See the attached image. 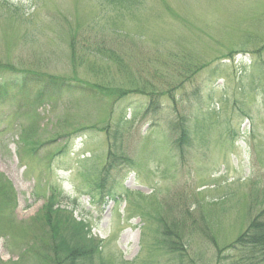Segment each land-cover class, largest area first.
I'll return each mask as SVG.
<instances>
[{"label":"rangeland","instance_id":"1","mask_svg":"<svg viewBox=\"0 0 264 264\" xmlns=\"http://www.w3.org/2000/svg\"><path fill=\"white\" fill-rule=\"evenodd\" d=\"M112 2L0 0V264H264V0Z\"/></svg>","mask_w":264,"mask_h":264},{"label":"trees","instance_id":"2","mask_svg":"<svg viewBox=\"0 0 264 264\" xmlns=\"http://www.w3.org/2000/svg\"><path fill=\"white\" fill-rule=\"evenodd\" d=\"M109 1L110 2L114 1L112 2L114 4H124L130 0H109ZM57 88L59 90L60 87ZM176 130H177V138L173 146L175 149H177L182 144L190 142L188 141L190 138L186 127L180 128L179 126H177ZM124 162H126L125 165L128 166L132 165L130 161L128 162L127 160H124ZM109 166H111V164ZM52 210L53 208L50 205L48 207V211L50 212ZM79 222L83 223L84 221H82L81 219L76 220L74 218V225H71V227L69 225L65 227L68 230H70V239L66 240L62 236V238L59 240L60 257H57V261H58L57 264H92L93 261H91L90 256H88L86 252H88V250H93L96 255L99 254V250L94 249L90 244H88V243L92 244V237L88 232H86L85 225L77 224ZM77 226H79L80 229ZM233 249H249L248 251L252 255L262 253L264 251V221L261 220L258 222L256 221L251 223L248 230L237 240ZM173 253L177 256V258L176 257L175 258L179 262V264H182L181 262L183 259L181 258L183 256V253L178 252V250H175Z\"/></svg>","mask_w":264,"mask_h":264}]
</instances>
